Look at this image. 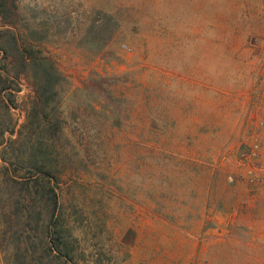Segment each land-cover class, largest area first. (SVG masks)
Segmentation results:
<instances>
[{
    "label": "rangeland",
    "instance_id": "1",
    "mask_svg": "<svg viewBox=\"0 0 264 264\" xmlns=\"http://www.w3.org/2000/svg\"><path fill=\"white\" fill-rule=\"evenodd\" d=\"M10 1L0 264H264V0ZM31 59L55 70L49 103ZM34 162L51 218L10 200Z\"/></svg>",
    "mask_w": 264,
    "mask_h": 264
},
{
    "label": "trees",
    "instance_id": "2",
    "mask_svg": "<svg viewBox=\"0 0 264 264\" xmlns=\"http://www.w3.org/2000/svg\"><path fill=\"white\" fill-rule=\"evenodd\" d=\"M17 13V6L15 5V3H11L10 0H0V21L6 22L8 24H13L17 21ZM31 66H33V69H36L34 72L35 76H39V81H41L40 91L44 96V102L49 103L52 97L51 92L53 91V76H55V70L50 65H43L42 63H38L36 61L34 62L33 60L31 61ZM31 168L33 173L31 176L27 177V180L25 182H15L16 184L20 185L21 188L19 189V191H17V189L13 191L10 200L12 204L22 207L23 209H21V212L23 214H26V217L28 218V210L30 208V205L33 203V200L39 195L40 200H42V202L46 203L49 206V209H47V211L51 218L57 214L58 210V195L55 187L51 182L52 174L44 167V165H38L37 162L32 163ZM17 178L19 177H16V179ZM14 179L15 178H12V180ZM32 183L35 184L31 185ZM23 186H25L26 188L23 189ZM32 188H35L34 192L31 190ZM39 214L41 215V213H38V215ZM46 230V237H44V239H46L45 242L42 243L43 249L46 248L47 252L57 253V257H59L60 259L68 258L69 251H67L65 238L61 236L59 232H55L54 234L50 233L48 227ZM27 249L28 246L25 245L24 250L27 251ZM16 250H20V247H17Z\"/></svg>",
    "mask_w": 264,
    "mask_h": 264
}]
</instances>
